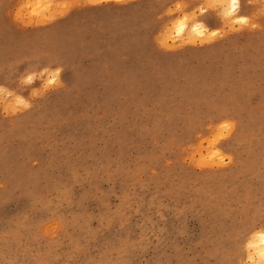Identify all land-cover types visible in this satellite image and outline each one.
Here are the masks:
<instances>
[{"label": "rangeland", "instance_id": "1", "mask_svg": "<svg viewBox=\"0 0 264 264\" xmlns=\"http://www.w3.org/2000/svg\"><path fill=\"white\" fill-rule=\"evenodd\" d=\"M239 2L0 0V264H254L264 0Z\"/></svg>", "mask_w": 264, "mask_h": 264}, {"label": "bare ground", "instance_id": "2", "mask_svg": "<svg viewBox=\"0 0 264 264\" xmlns=\"http://www.w3.org/2000/svg\"><path fill=\"white\" fill-rule=\"evenodd\" d=\"M239 0H230V4H231V8H230V10H229V12L230 13H236L237 11H238V9H239ZM224 8V7H223ZM226 12V11H225ZM198 19H200V18H198ZM242 22H245L246 21V19L245 18H239ZM189 24V23H188ZM186 22H184V21H181L180 22V25L178 26V29H177V31L179 32V33H191V31H192V29H194V30H197V31H199V33H208L209 34V30H208V26H207V24L206 23H204V22H201V21H197V19L195 20V22L193 23V26H189ZM174 35V34H173ZM208 38V37H207ZM185 39V38H184ZM52 71V70H51ZM48 72V71H47ZM50 72V71H49ZM57 76V75H56ZM53 77V76H52ZM11 79H13L12 78V76H10V80H9V83H8V87H10V85H11ZM1 86V85H0ZM50 86V85H49ZM9 92V91H8ZM9 95V94H8ZM22 99V98H21ZM15 100V99H14ZM214 149V148H213ZM263 227V226H262ZM264 228V227H263ZM262 228V229H263ZM256 230L257 229V227L256 226H252L251 227V229L250 230ZM264 230V229H263ZM257 231H259V232H257V233H253L252 232V234H253V236H255V237H253V240L254 241H249V243L247 244L245 241L243 242V244L242 245H244V248H246V247H248V248H251V246L253 247V242H255V244H254V246H255V249L257 250H255V249H253V250H255L254 251V253L255 254H253V253H249V252H245L246 254H245V256H244V258H245V262H251V263H254V264H264V231H262V230H257ZM262 231V232H261ZM252 234H251V237H249V238H252ZM256 240H255V239ZM249 240V239H248ZM250 242H252V243H250ZM245 244H247V245H245ZM250 244V245H249ZM256 246H257V248H256ZM247 250V249H246ZM251 252V251H250ZM253 252V251H252ZM249 253V254H248Z\"/></svg>", "mask_w": 264, "mask_h": 264}]
</instances>
